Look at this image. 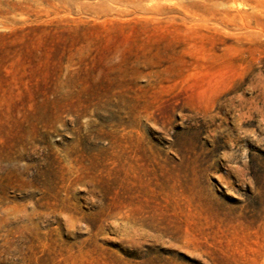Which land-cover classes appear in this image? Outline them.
<instances>
[{"label": "rangeland", "instance_id": "1", "mask_svg": "<svg viewBox=\"0 0 264 264\" xmlns=\"http://www.w3.org/2000/svg\"><path fill=\"white\" fill-rule=\"evenodd\" d=\"M0 264H264V0H0Z\"/></svg>", "mask_w": 264, "mask_h": 264}]
</instances>
